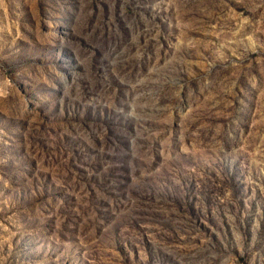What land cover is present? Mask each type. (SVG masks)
Instances as JSON below:
<instances>
[{
	"label": "rangeland",
	"instance_id": "rangeland-1",
	"mask_svg": "<svg viewBox=\"0 0 264 264\" xmlns=\"http://www.w3.org/2000/svg\"><path fill=\"white\" fill-rule=\"evenodd\" d=\"M0 264H264V0H0Z\"/></svg>",
	"mask_w": 264,
	"mask_h": 264
}]
</instances>
